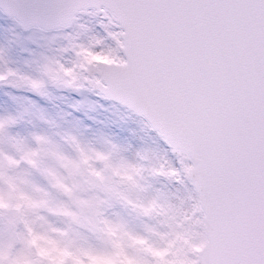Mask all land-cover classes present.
<instances>
[{
    "label": "snow or ice",
    "instance_id": "1",
    "mask_svg": "<svg viewBox=\"0 0 264 264\" xmlns=\"http://www.w3.org/2000/svg\"><path fill=\"white\" fill-rule=\"evenodd\" d=\"M85 50L114 52L117 66L69 89L45 80ZM89 95L147 126L164 155L153 183L187 194V208L77 170L89 129L76 115L100 106ZM20 185L31 209L0 208V264H46L26 251L33 217L67 227L81 256H101L142 234L150 205L169 228L181 217L193 226L200 250L187 264H264V0H0V203Z\"/></svg>",
    "mask_w": 264,
    "mask_h": 264
},
{
    "label": "rangeland",
    "instance_id": "2",
    "mask_svg": "<svg viewBox=\"0 0 264 264\" xmlns=\"http://www.w3.org/2000/svg\"><path fill=\"white\" fill-rule=\"evenodd\" d=\"M78 58L70 70L61 72L58 68H49L44 71V78L49 83L65 89L82 86L85 82L84 64L87 60L102 59L117 62L114 52L92 54L87 50L77 54ZM78 99V98H77ZM89 101L100 106L93 111L81 112L76 119L82 122L89 149L87 162L77 161L78 169L95 168L101 171L100 180L109 189L118 192L131 193L135 198L144 196V190L157 195L156 189L166 193L167 203L171 208L182 210L188 207L187 194L165 186L153 183L152 173L161 168L164 155L149 139L147 126L139 122L138 117H129L125 110L114 102L100 100L89 95ZM134 121H137L136 123ZM96 135L95 137H93ZM135 140H134V137ZM111 137L121 143L120 151L113 152L106 138ZM136 143L134 149L129 150L127 143ZM99 153V158L97 156ZM123 161L126 168L118 167ZM29 185H20V191L10 190L0 208L20 214L31 205L22 197L30 191ZM57 220L66 219L63 216ZM147 226L142 234H122L114 239L113 252L101 256H81L73 250L71 233L67 227L57 229L52 220H41L33 217L37 229L32 235L27 247V254L33 249L37 256L46 261V264H187L189 252H196L192 241L196 238L193 226L181 217L175 228H169L166 213L162 206H149L145 216ZM163 254V258L160 255ZM62 257V259H58ZM144 258H147L145 260ZM30 264V260H29ZM195 264V262H193Z\"/></svg>",
    "mask_w": 264,
    "mask_h": 264
},
{
    "label": "water",
    "instance_id": "3",
    "mask_svg": "<svg viewBox=\"0 0 264 264\" xmlns=\"http://www.w3.org/2000/svg\"><path fill=\"white\" fill-rule=\"evenodd\" d=\"M98 66H103V67H115L117 66V62L114 61H105L102 59H95L94 61L87 60L84 64V72L87 73L90 70L96 69ZM85 82L87 83V80L85 78ZM199 248H196V252L199 251Z\"/></svg>",
    "mask_w": 264,
    "mask_h": 264
},
{
    "label": "clouds",
    "instance_id": "4",
    "mask_svg": "<svg viewBox=\"0 0 264 264\" xmlns=\"http://www.w3.org/2000/svg\"><path fill=\"white\" fill-rule=\"evenodd\" d=\"M2 206V205H0ZM160 258L162 259L163 258V254L160 255ZM58 259H62V257H59Z\"/></svg>",
    "mask_w": 264,
    "mask_h": 264
}]
</instances>
